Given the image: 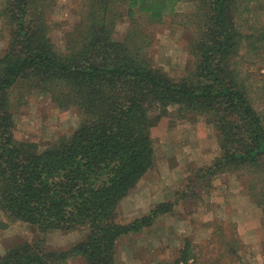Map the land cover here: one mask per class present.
Returning <instances> with one entry per match:
<instances>
[{
    "label": "trees",
    "instance_id": "16d2710c",
    "mask_svg": "<svg viewBox=\"0 0 264 264\" xmlns=\"http://www.w3.org/2000/svg\"><path fill=\"white\" fill-rule=\"evenodd\" d=\"M56 1L3 0L0 9L8 36L0 53V210L40 234L8 248L0 264H116L124 236L173 213L188 194L118 219L155 164L152 128L172 108L182 118L203 116L215 131L219 153L200 177L236 172L264 209V118L240 67L249 40L264 46V0H191L183 24L193 33L192 64L176 77L150 54L151 27L181 0H81L63 46L52 36ZM16 89L21 99L38 91L75 108L78 126L44 149L19 139ZM77 229L85 233L76 242L47 244L50 232ZM191 248L187 240L177 264L195 257Z\"/></svg>",
    "mask_w": 264,
    "mask_h": 264
},
{
    "label": "rangeland",
    "instance_id": "374dc122",
    "mask_svg": "<svg viewBox=\"0 0 264 264\" xmlns=\"http://www.w3.org/2000/svg\"><path fill=\"white\" fill-rule=\"evenodd\" d=\"M56 2L52 36L63 46L65 30L78 20L75 11L81 0ZM2 6L0 0V9ZM175 8L173 13L166 14L163 22L152 25L150 54L158 66L176 77L192 64L187 45L193 33L184 30L183 23L194 2L181 0ZM126 25L118 26V34L125 32ZM7 39L0 18V53ZM246 44L249 45L243 48L245 58H240V67L249 79L251 96L264 118V46L254 49L260 44L257 36ZM18 90L13 98L19 139L36 141L44 149L78 126L81 118L75 108H59L50 96L38 91L21 99ZM152 134L155 164L120 205L118 219L129 221L145 215L157 203L180 199L183 193L189 198L180 199L173 213L154 225L124 236L118 244L116 264H177L187 240L195 256L188 264H264V209L253 200L240 175L226 172L213 178L200 177V168L212 164L219 153L215 131L205 118L198 114L182 118L172 108L152 128ZM84 233L82 229L55 230L46 240L50 247L57 248L76 242ZM39 236L32 226L12 221L0 210V254ZM67 264L83 262L73 258Z\"/></svg>",
    "mask_w": 264,
    "mask_h": 264
},
{
    "label": "crops",
    "instance_id": "0c3cea01",
    "mask_svg": "<svg viewBox=\"0 0 264 264\" xmlns=\"http://www.w3.org/2000/svg\"><path fill=\"white\" fill-rule=\"evenodd\" d=\"M123 203V202H122Z\"/></svg>",
    "mask_w": 264,
    "mask_h": 264
}]
</instances>
